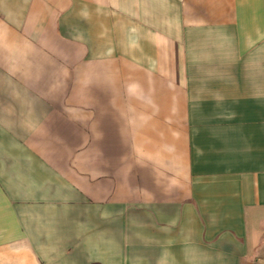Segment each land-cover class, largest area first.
I'll list each match as a JSON object with an SVG mask.
<instances>
[{"label":"crops","instance_id":"0c3cea01","mask_svg":"<svg viewBox=\"0 0 264 264\" xmlns=\"http://www.w3.org/2000/svg\"><path fill=\"white\" fill-rule=\"evenodd\" d=\"M0 264H264V0H0Z\"/></svg>","mask_w":264,"mask_h":264}]
</instances>
